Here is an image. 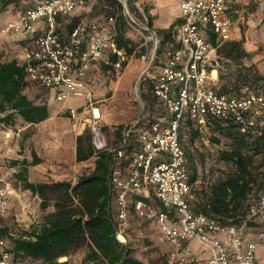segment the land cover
I'll list each match as a JSON object with an SVG mask.
<instances>
[{
  "label": "built area",
  "instance_id": "1",
  "mask_svg": "<svg viewBox=\"0 0 264 264\" xmlns=\"http://www.w3.org/2000/svg\"><path fill=\"white\" fill-rule=\"evenodd\" d=\"M29 5L17 19L9 22L7 30L17 33H36L30 44L24 46L23 54L28 64L32 81L42 83L52 92H59L65 99L87 89L85 75L93 62L100 59L110 63L108 54H117V67L126 63L129 55L117 42L119 14L108 20L78 23L71 34L64 38L59 33L58 19L61 15L85 8L84 0H28ZM128 26L143 34L147 48L157 43L152 69L157 58L159 65L154 74L151 91L158 102L168 111L161 114L150 125L141 127L135 137L139 144L130 158L129 166L124 146L112 150L110 181L116 191L118 235H124L129 215V196L153 187L159 203L140 200L139 209L147 218L156 219L162 234L172 248L169 264L192 262L190 239L198 240L212 251V257L204 264H256L259 240H264V193L252 197L246 217L234 224L207 213L196 212L191 201L195 198L190 183L189 158L180 136L185 118L197 123L200 128L209 124V119L235 122L242 133L264 132V92H251L239 98L220 92L212 80L217 47L210 36L216 35L219 43L232 38V25L226 17V0H181L182 21L175 25L174 43L162 47L160 38L147 26H140L129 10V0H117ZM41 32L38 33V26ZM140 26V27H139ZM161 52L157 54L159 47ZM81 65L74 69L75 60ZM147 58V54L143 56ZM146 70V71H148ZM149 72V71H148ZM149 76H144L147 80ZM91 96V92H86ZM94 110V132L99 148L106 143L101 137L99 120L101 110ZM5 114L0 112L1 117ZM133 123V122H132ZM2 125V124H1ZM4 126V125H3ZM132 128L126 130V142L130 140ZM11 133L8 134L10 137ZM16 188L7 177L0 175V215L10 210ZM253 219H260L262 228L253 240L248 239L246 228ZM0 264H23L9 262L6 241L1 240Z\"/></svg>",
  "mask_w": 264,
  "mask_h": 264
},
{
  "label": "trees",
  "instance_id": "2",
  "mask_svg": "<svg viewBox=\"0 0 264 264\" xmlns=\"http://www.w3.org/2000/svg\"><path fill=\"white\" fill-rule=\"evenodd\" d=\"M20 1L4 0V6ZM121 17L117 35L118 44L128 55L137 53L146 55V47L141 46V43L130 35V28L123 13ZM80 22H83V15L75 12L71 15H61L57 30L62 37L67 38ZM174 28L175 26H171L166 32L167 39H173ZM210 39L217 47L212 67V70L217 69L219 73V78L214 84L216 89L239 98L246 97L251 92H264V73L261 72L259 65L253 62L256 51L246 46L245 36L241 39L231 38L224 43H219L216 35H211ZM161 50L160 46L157 54ZM108 57L110 63L105 59L92 63L84 78L87 86L92 82L91 74L94 71L114 76L124 69L127 62L118 68L117 54L110 52ZM7 58L0 61V112L5 114L1 117L0 126L16 127L20 124L24 127L22 131H25L55 115L72 118L74 112L82 113L85 110L81 105L58 111L57 102L64 100L59 98L61 96L59 93H64L65 90L60 89L57 93L50 91L42 83L29 78L25 59L23 62L16 54L14 56L8 54ZM80 65L81 61L77 58L74 69H78ZM147 80H143L141 85L142 97L146 102L145 114L139 116L131 125L122 123L115 130L121 142L120 147L124 146L127 158L123 163L124 166L127 162L129 166L130 158L139 144L135 132L143 126L150 125L162 112V104L158 102L154 93H150L147 89ZM112 96L113 92L108 90L105 98L109 99ZM108 104V101H105L103 106ZM208 121L211 130L210 140L218 147L211 170L207 172L208 169L205 167L208 159L206 153L194 151L192 148L187 150L190 183L195 194V198L191 201L192 207L196 212H205L221 218L226 223L237 224L246 217L250 199L259 198L264 193V132L262 135L254 132L245 134L235 122L225 124L218 119ZM194 124L195 122L188 119L187 126L192 129L193 139L201 135V131L195 129ZM129 128H132V132L127 143L126 130ZM107 129L109 127L106 124L104 130ZM64 131L59 125L45 128L43 131V139L51 154L69 152V143L62 140ZM27 140V147H32L33 139L27 137ZM75 141L76 161L78 163L94 161V166L84 170L74 181L32 180L29 166H38L44 162V158L38 154L34 145L31 150L32 161L19 158L11 161L12 168L18 167L17 171L12 172L19 186L18 189L32 191L38 196L45 212L38 222L35 221L29 227L16 222L13 224L10 221L1 222L0 218V239L7 242L6 252L9 255V262L25 264L27 261L36 260L41 261L42 264H72L71 258L78 249H85L83 264H169L168 258L172 249L161 253L157 260L155 256L144 259L134 255L130 238L124 243L117 236L119 220L116 191L110 181L114 149L107 147L98 149L91 132L77 135ZM154 194L153 187L148 185L144 192L130 195L128 217L135 213L143 221L157 224L160 231L159 222L154 218H147L138 207L140 200L152 204L159 203L158 197ZM9 207L11 210V204ZM253 228L259 233L262 228L260 219L249 222L246 228L247 234H253ZM124 235L128 236L125 232ZM62 257L68 259L61 261ZM1 258L0 254V260Z\"/></svg>",
  "mask_w": 264,
  "mask_h": 264
},
{
  "label": "rangeland",
  "instance_id": "3",
  "mask_svg": "<svg viewBox=\"0 0 264 264\" xmlns=\"http://www.w3.org/2000/svg\"><path fill=\"white\" fill-rule=\"evenodd\" d=\"M135 2L137 3L138 8H142V2L140 0H135ZM11 4H14L15 11L19 10L22 4V0L18 3H9L8 5H6V7L4 6V0H0L1 37L15 34L14 31L7 30L10 20L14 19L12 12H10L12 11V8L10 6ZM107 5V8H103L101 12L93 11L90 15L95 18V16L102 15V12L111 15L114 11L116 15L119 14V19L121 21L122 12L119 2L117 0H112L111 3H107ZM110 6H113L114 9L112 10ZM254 10V6L251 5V8H246L244 13L245 15H247L249 11L253 12ZM141 11H143V9H141ZM143 12L145 13L146 11ZM168 14L169 13L166 12L161 16V19L158 21L159 25L162 24L161 20L166 19L165 17ZM137 18L139 25L143 26L141 23V19L139 17ZM128 28H130L129 32L132 38L141 43V46L146 47L147 58L144 59L143 56L138 53L136 55H129V59L124 69L114 76L103 74L100 71H94L91 74L92 82L87 86V92H91V96H88L85 90H81V94H76L57 102L59 103V105H57L59 107L57 110L60 112L67 110L68 107L77 108L78 106L83 105L85 110L82 113L74 112V116L72 118L55 115L54 119L43 121L41 124L28 128L25 131H22L24 127H21L20 124H18L16 127L0 126V135L3 134L2 131H8V129H11L13 131V134L10 137H7L9 138V141L8 144H6L7 148L4 150V156L2 157L4 161L3 163H0V175L7 177L8 180L13 182L16 189H18L19 186L15 182L14 176L11 173L12 167L10 165L11 161L15 158L14 156H18V154H21L24 152V150H27V137H31L33 139L34 148H36L38 154L42 158H44L43 164L31 167V174L34 177V180L74 181L82 174L84 170H89L94 166V161L87 163H78L76 159L69 157L70 154L73 153L76 149L75 139L77 135L83 133L90 134L91 132L98 149H105L106 147L109 149L119 148L121 142H119L120 140H118V137L116 136V128L122 123H124L125 125H131L132 122L138 119L139 116H143L145 114L146 102L142 97V81L144 79V76H149V80L146 81L147 89L150 91V93L153 94L151 88L154 78L152 77H154V74H157V66L160 63L159 60L155 61L152 69L148 70L149 65L152 63V57L154 56L153 53L155 52L154 45L151 44L150 47L147 48L142 37L143 34L139 33L138 30L131 28L130 26H128ZM238 29L241 32L240 35L245 36L246 46L252 51H256L253 62L257 63L259 65V68L261 69V72L264 73V19L262 21L257 20L254 23L250 24H248L247 22L242 23L239 25ZM242 32H244L243 35ZM163 45L165 47L166 43L162 44V47ZM146 70H148L149 72ZM125 77H128V82H125L126 85L122 87V80ZM108 90H111V92H113V96L109 99H106L105 97ZM105 101H108L109 103L107 106H103V103H105ZM95 108H100L102 114V117L99 120V124L102 127L101 137L106 143L105 147L103 148L98 147L100 144L98 145L96 143V134L93 130L95 124ZM162 109L161 114H170L168 113L166 108L163 107ZM188 119L189 118H185V121H183L184 123L182 124L180 130V136L182 138L183 145L185 146L186 150L192 148L194 149V151L204 152L208 155L205 167L206 169H208L207 172H209L211 170L210 168L212 167V163H214L216 159L215 152L218 147L212 144L210 140L211 130L207 126H202V128H200L199 125L195 123L194 127L195 129H199L201 131V135L193 139V135L191 133L192 129L187 126ZM106 124L108 125L109 129L105 131L104 127L106 126ZM56 125L63 127V129L65 130L62 135V140L69 143V152L67 154H61L57 152L51 154V152H49L48 150L47 143L43 139V131L45 130V128L57 127ZM135 133L137 134V132ZM192 141H194V143ZM65 151L66 150L64 148V152ZM20 191H22L21 196H17L14 199L12 198V208L10 210V213L6 216L0 215V218L1 222L10 221L12 222V224L13 222H16L21 224L22 226L29 227L32 223H35V221L38 222L41 219L45 210H43L41 206V199L38 196L34 195L29 190ZM253 229L254 231L252 232V235L258 234L257 230L255 228ZM124 232L128 235L126 236L127 240L129 241L130 238L132 241L135 256L144 259H149L150 257L155 256L157 260L161 256V253L171 251L170 249H172L166 241L164 234H162L161 229L159 231L157 224H151L149 222L143 221V219L138 218L135 213H132L128 217ZM193 246L196 249H201V251L207 250L206 253L209 251L208 249L204 248V245L199 244L198 242H194ZM257 246L258 250L256 252V264H264V240H259ZM6 247L7 244L5 248ZM1 250L2 246L0 244V251ZM206 253L204 257L206 255L207 258L212 256L211 251H209L208 254ZM85 255V249H78L75 255L71 258L72 264H83V258ZM67 259L62 257V260ZM25 264H42V262L30 260L29 262H25Z\"/></svg>",
  "mask_w": 264,
  "mask_h": 264
},
{
  "label": "crops",
  "instance_id": "4",
  "mask_svg": "<svg viewBox=\"0 0 264 264\" xmlns=\"http://www.w3.org/2000/svg\"><path fill=\"white\" fill-rule=\"evenodd\" d=\"M84 1L86 2L85 8L80 10V11L75 12L76 14L83 15V22L84 23H87L88 21H93V20L103 22L105 20H108V18L110 16L116 15L114 11H113V14H111V15L102 12V15L95 16V18H93V16L90 15L91 12H93V11L101 12L103 8L104 9L107 8V6H108L107 3L108 4L111 3L112 0H84ZM140 1L142 2V4H141L142 8L141 7L140 8L143 9V11H146L145 12L146 14L143 11H141L140 8H138L135 0H129V10H130V12H132L133 17L136 18L137 20H138L137 17H139L141 19V23L144 27L147 26L151 29V32L156 33L158 35V38H160V41H161L160 43L163 44L164 41H166L165 42L166 46L169 43H174V39H175L174 37H173V39H167L165 37V35H166V32L171 28V26H175L176 24H178L182 21L183 10H181V8H180L181 0H140ZM28 2H29L28 0H22V4L20 6V9L16 10V11L14 10V4L10 5L12 8V11H10V12H12V15L14 16L13 17L14 19H12V20H15L18 18L19 14L21 12H23L24 7H26V5H28ZM251 5L254 6L255 10L253 12L249 11L247 13V15H245V13H244L245 9L251 8ZM263 7H264V0H226V8H227L226 17L229 19L230 25H232V38L233 39H241L242 38V36L240 35L241 32L238 29L240 24L245 23V22L250 24V23H254L257 20L262 21L264 19V12H263L264 8ZM110 8L112 10L114 9L113 6H110ZM166 12L169 14L165 17L166 19L161 20L162 24L159 25L158 21L161 19V16ZM12 20H10V21H12ZM119 25H121L120 19H119L118 27H119ZM40 27H41V25L39 24L38 33L41 32ZM243 34H244V32H242V35ZM35 36H36V33H29V32L15 33L13 35L10 34V35H6L5 37L0 36V61H4V60L8 59L9 58V57L7 58L8 54H10L11 56H14L16 54L17 57L22 56L21 60L24 62V59H25L24 55H23L24 46L33 42ZM165 39H167V40H165ZM151 44L154 45V50H155L157 43L153 42ZM154 53H153V55H154ZM214 71H216L218 73V70L215 69L212 72L213 73L212 80L214 83H216V81L219 78V73L215 76ZM127 79H128V77H125L122 80V87L126 85L125 82H128ZM85 91L87 92V89ZM54 118L55 117L53 116V117H51L45 121L52 120ZM2 133L3 134L0 135V163H3V161H4V159H2V157L4 156V150L7 148L6 144H8V141H9V138H7L8 134L11 133V135H12L13 131L11 129L10 130L8 129V131H2ZM32 148H33V146L27 147V150H24L23 153L18 154V156H14V157L19 158L21 160L22 159H29L30 161H32V159H33L32 155H31ZM36 151H37V149H36ZM62 157H63V155H62ZM69 157L76 159L75 150L73 153L70 154ZM31 167L32 166L30 165L29 166V168H30L29 169V175H30V178L33 180L34 177L31 174V172H32ZM11 170H12V172H15L18 170V167L12 168ZM20 190L21 189H16L17 193L14 195L15 197L14 196L12 197L13 199L16 198L17 196H21L22 191H20ZM154 196H155V194H154ZM11 203H12V200H11ZM257 235L258 234H256V235L248 234L247 238L248 239L252 238L251 240H253V238L256 237ZM194 242H198L199 244H201L196 239H190L189 240V244H190L191 250H192V252H191L192 262H195V264L206 263V261L209 260L212 256L207 258L206 257L207 255H206L204 257L207 250L201 251V249H196L193 246ZM204 248L211 251L206 246H204ZM208 252L206 254H208ZM63 258L67 259V257H63ZM256 261H257V258H256Z\"/></svg>",
  "mask_w": 264,
  "mask_h": 264
},
{
  "label": "bare ground",
  "instance_id": "5",
  "mask_svg": "<svg viewBox=\"0 0 264 264\" xmlns=\"http://www.w3.org/2000/svg\"><path fill=\"white\" fill-rule=\"evenodd\" d=\"M214 73H215V76L218 74L216 71H214ZM99 111H100V110L97 109V113H98ZM120 236H121V238H122L123 240L126 239V237H124V236H122V235H120Z\"/></svg>",
  "mask_w": 264,
  "mask_h": 264
}]
</instances>
